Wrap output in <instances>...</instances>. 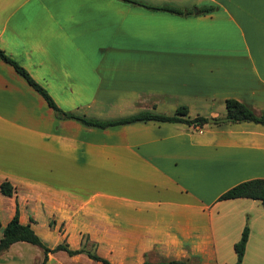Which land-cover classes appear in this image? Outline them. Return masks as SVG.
Masks as SVG:
<instances>
[{"label":"crops","instance_id":"obj_1","mask_svg":"<svg viewBox=\"0 0 264 264\" xmlns=\"http://www.w3.org/2000/svg\"><path fill=\"white\" fill-rule=\"evenodd\" d=\"M189 8L174 14L122 0H0V48L56 104L93 118L141 110L224 117L233 97L264 111V0H141ZM216 8L198 13L197 6ZM193 8L196 10L194 11ZM264 177V124L218 119L194 127L136 120L104 128L54 115L0 59V235L15 207L45 242L78 247L84 235L114 264L162 258L264 264V205L217 196ZM52 220V223H50ZM24 240L0 264H40ZM44 264H103L84 252Z\"/></svg>","mask_w":264,"mask_h":264},{"label":"trees","instance_id":"obj_2","mask_svg":"<svg viewBox=\"0 0 264 264\" xmlns=\"http://www.w3.org/2000/svg\"><path fill=\"white\" fill-rule=\"evenodd\" d=\"M132 5H138L147 9L163 10L178 15H184L191 12L189 8L184 11L183 7H178L170 4H150L141 0H122ZM216 8L212 4H202L197 6L198 13H207L213 11ZM0 59L7 62L12 68L20 74L25 81L37 91L46 104L51 107L54 115L62 118H74L81 123L88 126H96L104 128L107 126L123 124L126 122L136 120H157V121H180L194 127H201L208 122V117L204 115H195L192 117L187 116V107L185 105H178L172 114L159 113L152 110H141L125 116L115 118H93L83 114H77L69 110L60 108L53 100L47 90L32 78L29 72L19 64L14 58L6 54L0 48ZM224 116L228 117L229 121H241L249 120L264 124V111L256 113L245 103L233 98L227 97L224 99ZM0 192L6 195H10L13 192V186L8 180L0 181ZM233 197H250L258 199L262 205H264V177H253L244 179L236 182L229 186L217 196V199L222 198H233ZM52 223V220H50ZM248 234V226L245 224L241 230L239 238L233 243V249L235 252L236 260L232 264H240L242 254L244 251V245ZM17 240H24L39 246L42 250V257L40 264H44L47 258V253L58 249L66 251L67 254L71 255L78 252H84L88 257L99 260L103 264H114L107 258L98 255L93 250L85 247L87 242V236L84 235L82 242L78 247L72 248L68 245V242L64 239L55 243L52 246H48L45 242L37 235L29 223H21L18 219V209L15 207L12 216L2 226L0 235V252L5 250L12 242ZM93 244V242H91ZM139 264H209L199 261H189L185 259L175 258H162L155 261L143 260Z\"/></svg>","mask_w":264,"mask_h":264},{"label":"rangeland","instance_id":"obj_3","mask_svg":"<svg viewBox=\"0 0 264 264\" xmlns=\"http://www.w3.org/2000/svg\"><path fill=\"white\" fill-rule=\"evenodd\" d=\"M46 242L48 243V245L49 244L51 245V244L54 243L52 238L46 239ZM85 247L90 249V250H93L94 249V244H92L90 240L89 241L87 240V242L85 243Z\"/></svg>","mask_w":264,"mask_h":264},{"label":"water","instance_id":"obj_4","mask_svg":"<svg viewBox=\"0 0 264 264\" xmlns=\"http://www.w3.org/2000/svg\"><path fill=\"white\" fill-rule=\"evenodd\" d=\"M193 10L195 11L196 9L193 8ZM218 119L226 120V119H228V117H226V116L221 117V118L208 117V122H214V121H216V120H218Z\"/></svg>","mask_w":264,"mask_h":264}]
</instances>
